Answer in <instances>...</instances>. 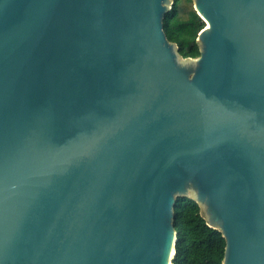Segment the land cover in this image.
Listing matches in <instances>:
<instances>
[{
	"label": "water",
	"instance_id": "water-1",
	"mask_svg": "<svg viewBox=\"0 0 264 264\" xmlns=\"http://www.w3.org/2000/svg\"><path fill=\"white\" fill-rule=\"evenodd\" d=\"M0 0V264H174L178 197L264 264V0Z\"/></svg>",
	"mask_w": 264,
	"mask_h": 264
},
{
	"label": "trees",
	"instance_id": "trees-1",
	"mask_svg": "<svg viewBox=\"0 0 264 264\" xmlns=\"http://www.w3.org/2000/svg\"><path fill=\"white\" fill-rule=\"evenodd\" d=\"M204 26L205 21L195 10L193 0H174L165 14L166 35L177 43L184 57L200 54L197 36ZM174 210L177 242L173 263L222 264L225 238L220 230L207 224L198 202L190 197H178Z\"/></svg>",
	"mask_w": 264,
	"mask_h": 264
}]
</instances>
